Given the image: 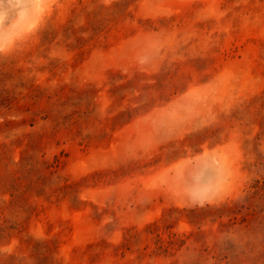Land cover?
I'll list each match as a JSON object with an SVG mask.
<instances>
[{"label": "rangeland", "instance_id": "obj_1", "mask_svg": "<svg viewBox=\"0 0 264 264\" xmlns=\"http://www.w3.org/2000/svg\"><path fill=\"white\" fill-rule=\"evenodd\" d=\"M0 0V264H264V0Z\"/></svg>", "mask_w": 264, "mask_h": 264}, {"label": "clouds", "instance_id": "obj_2", "mask_svg": "<svg viewBox=\"0 0 264 264\" xmlns=\"http://www.w3.org/2000/svg\"><path fill=\"white\" fill-rule=\"evenodd\" d=\"M18 7L17 0H8L4 6V13L2 18H10L16 14Z\"/></svg>", "mask_w": 264, "mask_h": 264}]
</instances>
